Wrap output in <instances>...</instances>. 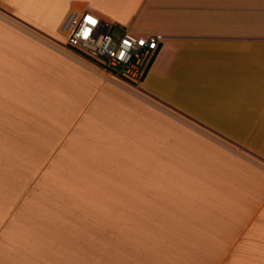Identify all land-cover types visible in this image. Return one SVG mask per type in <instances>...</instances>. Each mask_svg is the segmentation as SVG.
I'll return each mask as SVG.
<instances>
[{"label":"crops","instance_id":"crops-1","mask_svg":"<svg viewBox=\"0 0 264 264\" xmlns=\"http://www.w3.org/2000/svg\"><path fill=\"white\" fill-rule=\"evenodd\" d=\"M87 11L164 36L142 83L69 47ZM0 264H264V0H0Z\"/></svg>","mask_w":264,"mask_h":264},{"label":"built area","instance_id":"built-area-1","mask_svg":"<svg viewBox=\"0 0 264 264\" xmlns=\"http://www.w3.org/2000/svg\"><path fill=\"white\" fill-rule=\"evenodd\" d=\"M88 17L95 23H89ZM163 39L162 34L137 35L128 29L115 33L110 21L96 12L87 11L74 23L68 45L99 61L122 79L140 84L161 50Z\"/></svg>","mask_w":264,"mask_h":264},{"label":"rangeland","instance_id":"rangeland-1","mask_svg":"<svg viewBox=\"0 0 264 264\" xmlns=\"http://www.w3.org/2000/svg\"><path fill=\"white\" fill-rule=\"evenodd\" d=\"M63 174L67 172H70L69 169H66L62 167ZM57 186L60 187L61 191L66 190L69 194L72 193L74 196L73 201L78 203V207L80 208L79 210V220L80 221H93V222H102L103 217L105 215V205H109L110 207L112 206H117L119 204V199L118 198H105L102 197V195H98L97 193L95 195L87 193L86 191L84 192V189L86 187L94 188V190H100L103 188L102 182L96 181V182H78V181H72V182H56ZM64 189V190H63ZM65 191V192H66ZM66 192V193H67ZM67 193V194H68ZM106 206V207H107ZM84 213L87 216H84ZM136 221H139L138 217L135 218ZM137 231H128L126 236H132L135 237ZM138 236H144L138 231L137 237Z\"/></svg>","mask_w":264,"mask_h":264},{"label":"snow or ice","instance_id":"snow-or-ice-1","mask_svg":"<svg viewBox=\"0 0 264 264\" xmlns=\"http://www.w3.org/2000/svg\"><path fill=\"white\" fill-rule=\"evenodd\" d=\"M87 19H88L89 23H95V21L91 17H88ZM140 42L143 43V41H140ZM125 43L126 44L129 43V41H125Z\"/></svg>","mask_w":264,"mask_h":264}]
</instances>
